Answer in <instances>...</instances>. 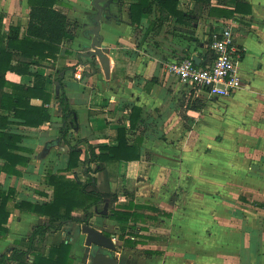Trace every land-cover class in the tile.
I'll use <instances>...</instances> for the list:
<instances>
[{
	"label": "crops",
	"instance_id": "0c3cea01",
	"mask_svg": "<svg viewBox=\"0 0 264 264\" xmlns=\"http://www.w3.org/2000/svg\"><path fill=\"white\" fill-rule=\"evenodd\" d=\"M240 1V12L226 17L211 7L235 10L234 0H212L203 8L178 0L186 20L170 15L142 41L144 31L131 24L130 1L108 0L100 20L101 48L111 64L106 77L98 56L86 54L92 50L97 0H58L55 7L69 16L76 35L59 43L56 58L30 59L16 48L27 36L29 0H0V64L9 66L0 73V132L16 135L11 150L28 158L17 165L19 174H0V186L14 190L0 256L13 248L27 250L29 235L50 219L19 203L52 201L49 175L86 182L91 146L97 152L118 146L124 128L125 139L140 144L141 154L136 160L106 161L96 173V186L106 197L92 207L89 224L112 236L117 247L103 248L104 253L119 264H264V0ZM156 16L144 15L141 28ZM232 18L236 42L244 49L238 64L242 88L211 96L167 72L166 62L187 55H198L200 63L209 60L211 41ZM26 60L32 72L44 76L39 93L50 94L49 102L27 98L24 91L34 86L36 75L14 69ZM63 95L76 112V127L71 116L64 120ZM17 96L23 102L19 108L12 105ZM42 105L50 119L27 124L36 116L32 108ZM134 107L142 112L132 122ZM71 146L80 150L72 168ZM5 154L0 149V166ZM116 210L131 217L115 219ZM85 240L82 224L64 225L37 239L26 259L65 241L71 244L70 264H92Z\"/></svg>",
	"mask_w": 264,
	"mask_h": 264
},
{
	"label": "trees",
	"instance_id": "16d2710c",
	"mask_svg": "<svg viewBox=\"0 0 264 264\" xmlns=\"http://www.w3.org/2000/svg\"><path fill=\"white\" fill-rule=\"evenodd\" d=\"M57 1L58 0H29L31 12L27 36L20 39L21 45L16 47L22 50L25 57L30 59L34 55H38L41 58H56L60 50L59 43L65 37L74 39L76 32L72 29V21L66 13L55 7ZM125 1H130L129 15L131 24L136 28H140L141 31H144L142 41L146 40L149 35L156 30H160L170 15H174L177 20L181 18L186 20V16L183 12L177 9L178 0H121L123 3ZM194 1L203 8L210 6L212 0ZM234 1L236 4L235 10L215 9L211 7L210 12L231 17L235 13L240 12L239 5L241 1ZM154 12L157 14L156 18L150 22L145 30L141 28L144 15ZM17 32L18 30L15 31L14 37H18ZM212 59L213 55L211 54L209 60ZM209 60L201 62L200 65H204ZM20 65L15 66L14 69L24 73H34L36 75L34 86L28 87L25 91L23 90L26 92L27 98L36 95L37 97H42L44 103L49 102L50 94L39 93V89L41 90V88L43 89L45 86L44 76L32 72L30 69L31 61L26 60L22 62L23 67ZM4 66L3 63L0 64V73L2 74H4L9 67ZM17 98L18 101L13 102L12 105L19 108L22 106L23 102L21 101V97L17 96ZM61 104L64 111V120H67V118L71 116L73 125L76 127V112L70 108L64 95L62 96ZM32 110L36 116L27 118V124L39 125L50 119V115L45 106L42 105L41 107L32 108ZM141 112L140 108L134 107L131 116L132 122L134 121V116L138 118ZM120 132L121 141L118 146H103L101 147L102 152H97L96 149L91 146L90 155L85 161L84 173L87 176L86 182L82 183L75 178H68L62 174L49 175L46 178L47 183L54 186V197L52 201L35 203L31 200H27L19 203V206L24 208L27 206L28 209L34 212L48 215L50 219L46 223L39 224L29 235V247L27 250L13 248L10 253H3L0 256V264H70L71 244L65 241L58 245H52L48 254L42 251L37 252L32 261H29L26 257L29 254V249L35 248L37 239L40 241L43 240L48 231L52 229H61L64 225H71L74 223H90V219L93 215L91 210L92 207L98 205L106 197L96 186V173L102 169L103 163L109 160L131 161L140 158V144H129L124 135L126 130L120 128ZM66 133L67 131L64 130L65 135ZM16 138V135L12 133L3 134L0 132V149L6 152L3 158L4 164L0 166V174L2 171L19 174L20 171L17 169V165L19 163H25L28 160V158L19 157L11 150V147H17ZM79 156L80 150L76 146H71L70 168L78 165ZM13 193V189L6 191L0 186V237L2 232L6 230V225L10 218L8 202L12 198ZM76 209H83L85 214L81 217L74 216L72 212ZM130 217V212L120 210H116L114 214V218L118 220H127Z\"/></svg>",
	"mask_w": 264,
	"mask_h": 264
},
{
	"label": "built area",
	"instance_id": "2783aa9c",
	"mask_svg": "<svg viewBox=\"0 0 264 264\" xmlns=\"http://www.w3.org/2000/svg\"><path fill=\"white\" fill-rule=\"evenodd\" d=\"M234 19L221 25V31L211 42L213 59L204 65L197 64L192 56L170 60L165 63L167 72L175 75L192 91H205L211 96H230L243 87L238 64L244 55L234 35ZM81 66V65H80ZM75 77L82 76V67Z\"/></svg>",
	"mask_w": 264,
	"mask_h": 264
},
{
	"label": "water",
	"instance_id": "95a60500",
	"mask_svg": "<svg viewBox=\"0 0 264 264\" xmlns=\"http://www.w3.org/2000/svg\"><path fill=\"white\" fill-rule=\"evenodd\" d=\"M108 0H97L96 6L98 8V13L95 17L96 27L94 28V38L92 42V50L87 55H97L102 67L104 69L106 77H110V57L101 48V35H100V20L106 9ZM197 64H200V57L198 55L192 56ZM82 231L86 234L85 244L87 250L92 258V264H119V261L107 255L102 251L103 248L109 249L111 251H116L117 247L113 242L112 236L96 229L89 223L82 224Z\"/></svg>",
	"mask_w": 264,
	"mask_h": 264
},
{
	"label": "rangeland",
	"instance_id": "374dc122",
	"mask_svg": "<svg viewBox=\"0 0 264 264\" xmlns=\"http://www.w3.org/2000/svg\"><path fill=\"white\" fill-rule=\"evenodd\" d=\"M46 241V240H45ZM48 242V241H47ZM46 245L45 244H42L39 248H42V247H45Z\"/></svg>",
	"mask_w": 264,
	"mask_h": 264
}]
</instances>
